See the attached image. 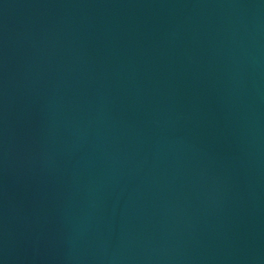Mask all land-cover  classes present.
<instances>
[{
    "label": "water",
    "instance_id": "95a60500",
    "mask_svg": "<svg viewBox=\"0 0 264 264\" xmlns=\"http://www.w3.org/2000/svg\"><path fill=\"white\" fill-rule=\"evenodd\" d=\"M0 264H264V0H0Z\"/></svg>",
    "mask_w": 264,
    "mask_h": 264
}]
</instances>
